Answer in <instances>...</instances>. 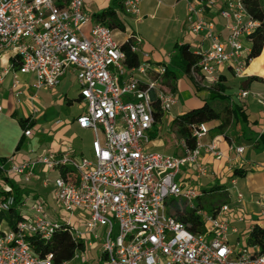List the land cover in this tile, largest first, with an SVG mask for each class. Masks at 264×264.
Wrapping results in <instances>:
<instances>
[{"label": "built area", "instance_id": "2783aa9c", "mask_svg": "<svg viewBox=\"0 0 264 264\" xmlns=\"http://www.w3.org/2000/svg\"><path fill=\"white\" fill-rule=\"evenodd\" d=\"M143 1L121 0L122 12L140 21ZM208 7L216 8L225 21V38L205 17ZM94 13L85 0H0V51L11 54L0 83L9 74L12 97L20 102L26 87L21 75L32 74L28 100L33 102L40 90L53 89L66 72L74 73L85 103L75 123L92 135L90 157L68 147L59 154L46 151L21 161L13 156L0 160L3 175L26 184L39 180L37 173L42 171L41 187H51L56 205L51 211L42 196L22 194L17 204L22 218L4 229L0 224V264H54L52 254L39 256L28 238L48 240L60 228L84 243L85 250H77L73 257L85 258L82 264H92L93 258L85 253L97 246L98 264H264V254H256L257 246L243 245L240 238L230 240L237 230L231 226L229 203L214 212L196 209L202 233L190 231L169 214V198L184 199L191 206L200 195L176 181L181 168L196 164L198 175H204L201 151L217 159L223 153L215 140L205 142L207 123L192 128L195 146L188 148L182 142L181 155L149 149L153 127L160 123L155 114L160 111L162 117L177 102L163 84L167 64L152 61L133 32L117 41L114 31ZM186 24L192 35L208 42L206 49L201 41L196 50L200 60L193 76L199 72L215 85L217 69L225 66L236 77L243 76L249 52L246 42L259 22L247 13L242 0L187 1ZM128 40L129 51L139 58L133 67H126L120 49ZM235 96L238 101L254 97L261 106L259 131L264 133V94L239 89ZM31 135L30 128L23 130L24 137ZM243 150L235 147L237 154ZM52 171L56 176L49 180ZM1 189L11 191L8 184ZM242 200L237 192L234 207ZM11 202L12 197L0 199V215ZM237 220L245 218L239 215Z\"/></svg>", "mask_w": 264, "mask_h": 264}, {"label": "crops", "instance_id": "0c3cea01", "mask_svg": "<svg viewBox=\"0 0 264 264\" xmlns=\"http://www.w3.org/2000/svg\"><path fill=\"white\" fill-rule=\"evenodd\" d=\"M159 0H147V4L154 2L155 7H157ZM187 1L188 0H173L172 6L178 7V12H182L180 18H174L177 20V30L181 37L180 40H176L175 43H189L191 47L195 50L200 45L202 41L203 47L207 42L202 40V37L194 36L190 33L186 24L187 17ZM85 2L90 6L91 9L96 11L99 7L104 4V0H85ZM144 0L140 7V12H147V5ZM183 3V4H182ZM183 5V6H182ZM118 13H123L122 11H117ZM124 14V13H123ZM205 17L209 20L214 21L215 30L220 35L221 38H225L228 34V30L225 27V21L219 16L217 9L213 7H208L205 10ZM152 16V15H151ZM142 17V16H141ZM146 17V16H144ZM121 20L123 23L124 21ZM126 33L119 42L124 41L132 31H128L126 24ZM189 31V32H188ZM121 33L120 31H117ZM116 31H114L116 36ZM135 33V32H133ZM173 44V45H174ZM208 44V42H207ZM143 45V42H142ZM248 47V42H246ZM264 53V44L260 55L252 59L247 67L245 68L242 77H236L232 70L228 67H219L217 69L218 81H220L225 87V95L227 100L233 106H239L243 112V118L236 120L233 126L228 127L224 133L217 134L213 128L217 126L218 122L207 123L209 132L205 138V142H210L215 140L218 148L222 151V158H215L210 154L203 151L200 153L199 163L206 168V173L199 176L196 169V164L185 165L181 168V171L176 176V181L183 184L188 188L195 189L198 193H202L204 189H208L214 184H220L219 181H224L228 178L230 185H235L241 178L230 179L229 175L231 171L235 168H241L245 170V175L248 173L257 174L259 182L264 183V135L260 137L261 134L259 129L261 126V106L255 101L254 97L249 96L243 101H238L235 98L236 93L239 89H249L252 92H260L264 94V62L259 65L260 70L252 67V62L259 59ZM11 54L8 51H0V73L3 67L7 66L10 60ZM152 61L157 63L166 64L164 59H159L155 57L154 53L151 57ZM162 61V62H160ZM167 62L169 60H166ZM167 73L164 76V83L168 87L167 83L174 86V91H172L177 99L176 104L172 108L177 107L174 114L165 113L160 118V123L154 125L153 133L151 134L152 140L149 144V149L152 151H159L166 154L181 155L183 153L182 141H176L174 139V132L171 126V122L175 116L183 113L184 111L200 106L203 102L210 99L211 91L214 85H211L208 79L201 73H197L196 76L184 74L180 68L173 66L171 61L167 64ZM236 77V81H229V76ZM258 76L263 79V81H249L247 80L250 76ZM21 80L25 83V91L20 102H15L11 89L10 81L11 76L8 74L4 77L2 83H0V157L5 158L13 156L16 161H21L23 159L32 158L36 155L45 153L46 151H54L55 153H61L65 151L68 147L76 154H82L81 144L78 139L82 136H89L90 141L88 147L90 149V142L92 139L91 132L86 129H81L75 123V118L84 110L85 103L79 97L78 85L76 82L75 74L68 71L60 79V83L57 87L53 89H42L38 93V97L35 101L30 102L28 100V95L31 93V83L34 80L32 74L21 75ZM231 86L235 87L234 96L230 95L229 88ZM243 86V87H241ZM169 88V87H168ZM52 102H56L59 106V112L63 110V106L66 104L70 108L76 103L80 107L79 113L68 114V116L51 118L50 111ZM36 108L37 111L33 112L32 108ZM28 119L29 122L32 121L31 126L32 135L30 137H24L21 148L16 151V146L19 139L23 136V129L20 126L21 120ZM61 120L59 124H55L56 120ZM168 123V128L172 130L173 135L164 139L160 135L164 133V123ZM162 128L159 131V128ZM162 133V134H160ZM235 147H243L244 150L241 154L235 152ZM56 173L54 171L49 172L48 175ZM44 173L39 171L37 173L38 179L28 184V186H22L19 183L18 178L14 181L18 183L19 186L25 189L24 193L33 192L36 196H42L46 201L45 197H49L53 202V205L47 201L49 209L51 211L56 209V205L51 196V187L48 193H44L40 184V179L43 177ZM206 183L211 184V186L206 187ZM226 183V182H224ZM228 189V187H226ZM230 202L229 205L232 207L230 213L231 226L236 228L237 233L230 235V240L233 241L240 238V232L247 230L249 225H263L264 223V210L259 208L260 205V193L255 192L257 199L254 202H247L245 207L248 213L247 217H252L250 221L244 220V222H239L237 217L243 215L244 208L239 205L234 207L235 194L230 192ZM256 191V190H255ZM257 201L259 203H257ZM252 205H255V211ZM20 211V210H19ZM245 218V217H244ZM77 264H82L78 262Z\"/></svg>", "mask_w": 264, "mask_h": 264}, {"label": "trees", "instance_id": "16d2710c", "mask_svg": "<svg viewBox=\"0 0 264 264\" xmlns=\"http://www.w3.org/2000/svg\"><path fill=\"white\" fill-rule=\"evenodd\" d=\"M198 1V0H188ZM247 13L259 22V26L248 37L249 52L246 58V65L258 57L262 51L264 44V0H242ZM117 11H122L121 0H108L99 7L94 18L111 28L113 31H124V23L118 19ZM131 40L121 43L120 49L125 53L126 58L124 64L126 67L136 66L139 58L136 54L129 51ZM175 56L170 59L172 65L180 68L187 75H191L192 71H197V63L200 60V55L191 47L189 43H175ZM264 54V53H263ZM262 54V55H263ZM258 60V59H257ZM168 72V71H167ZM249 81H263L261 77L250 76ZM164 86L174 91V86L167 83L168 87L163 82ZM226 87L218 81L211 91L210 99L203 102L200 106L188 109L183 113L174 117L171 122L172 130L175 134L176 141H182L188 148H194L195 139L192 136V128L199 123H210L217 121L218 124L213 128L217 134H222L228 128L235 124L236 120L243 118V112L239 106H233L227 100L225 95ZM161 118L160 111L155 114V119L158 121ZM33 122L28 119L21 120L20 126L23 130L31 128ZM264 134H261L262 137ZM152 136V135H151ZM22 136L16 146L18 151L23 143ZM0 160L3 158L0 157ZM65 173L66 170H62ZM245 170L235 168L229 175L230 179L243 178ZM8 184L11 187L10 192L2 191V185ZM25 189L18 185L14 180L0 172V198L7 199L12 197V202L7 211H3L0 215V224L4 220L6 225L13 226L22 218L17 204L20 201ZM230 202V194L228 189L223 184H214L208 189H204L202 193L196 197L193 204L190 206L184 199L169 198L166 201V208L170 215L182 222L190 231L194 233L203 232V222L195 211L197 208L207 212H214L219 206ZM18 210V211H17ZM252 217L245 216L246 221L252 220ZM32 249L39 255L45 256L52 254L54 264H63L73 259L77 250H85L84 243L81 240H75L72 235L65 229L60 228L55 231L48 240H42L37 236L28 238ZM243 245L257 246L256 254H264V223L263 225L254 224L251 229L244 232L242 239Z\"/></svg>", "mask_w": 264, "mask_h": 264}, {"label": "rangeland", "instance_id": "374dc122", "mask_svg": "<svg viewBox=\"0 0 264 264\" xmlns=\"http://www.w3.org/2000/svg\"><path fill=\"white\" fill-rule=\"evenodd\" d=\"M98 1V0H94ZM173 0H159L157 7H155V3L151 2L150 4H147V0L145 4L147 5V12L143 13L141 12L142 19L140 21H136L135 18L125 15L123 13H118L117 17L118 19H122L124 23L126 24L127 30L130 32H135L134 34L138 35L140 39L143 42L142 49L144 51H147L151 54L154 53L155 57L159 59H164L166 64L170 62V59L175 56V51H174V42L176 40H180L181 37L178 33L177 30V20H174L177 16L182 15V12H178V7H173L172 6ZM183 4V3H182ZM183 6V5H182ZM141 7V6H140ZM152 15V16H151ZM146 16V17H144ZM177 17V18H180ZM188 30V29H187ZM119 30H116V32ZM121 33L117 32L115 38L117 40H121L122 37L126 34L123 31H120ZM189 32V31H188ZM208 47L207 42L204 44V49ZM166 60H169L168 62ZM162 62V61H160ZM264 62V54L258 59L252 62V67H254L257 70H260L259 65L263 64ZM174 66V64H173ZM261 73L264 74V71L261 70ZM229 81H236V77L229 76ZM243 87V86H241ZM230 95L234 96L235 92V87L231 86L229 88ZM236 98V96H235ZM58 104L56 102H52L50 111L48 114H51V118H55V116L63 117V116H68V114L72 113H79L80 112V107L74 103L73 106L70 108L66 104L63 106V110L59 112ZM177 109V107L172 108L170 113L174 114V112ZM164 133H160L162 138L166 139L170 136L173 135L172 130L168 128V123H164ZM175 138V136H174ZM79 143L81 144V152L87 157H90V149L88 147L90 138L89 136H82L81 138L78 139ZM257 174H251L248 173L245 175L243 178L239 179L238 182L231 186L228 178H225L224 181H219L220 184H223L225 187H228L230 189V192L232 194H235L237 192H240L243 196L242 203L240 204L242 208H244L243 215L244 217L248 215L246 211V203L247 202H254L257 199V195H255V192L258 191L260 193V205H258L259 208L264 210V183L262 181L259 182V179L256 176ZM55 177L54 174L48 175L49 180H53ZM226 182V183H224ZM19 183L22 186H28V184L23 183L19 180ZM211 186V184L206 183V187ZM256 190V191H255ZM44 193H48L49 189H43ZM47 201L50 202V198L45 197ZM3 199V198H0ZM53 205V202H50ZM255 211V205H252ZM18 211V210H17ZM6 226V222L3 220L1 222V228L4 229ZM245 232V231H244ZM244 232H240V240L243 239L244 237ZM235 241V238L233 239ZM91 251L85 253L86 256H90L93 258L92 264H98L96 262L97 257H98V246L93 247L90 249ZM86 259L83 258L81 260H70L67 264H77L78 262L83 263Z\"/></svg>", "mask_w": 264, "mask_h": 264}]
</instances>
